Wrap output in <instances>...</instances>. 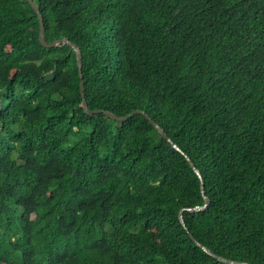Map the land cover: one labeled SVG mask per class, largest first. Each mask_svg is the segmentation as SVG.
I'll list each match as a JSON object with an SVG mask.
<instances>
[{
	"label": "trees",
	"instance_id": "obj_1",
	"mask_svg": "<svg viewBox=\"0 0 264 264\" xmlns=\"http://www.w3.org/2000/svg\"><path fill=\"white\" fill-rule=\"evenodd\" d=\"M0 0V264H264V0Z\"/></svg>",
	"mask_w": 264,
	"mask_h": 264
},
{
	"label": "water",
	"instance_id": "obj_2",
	"mask_svg": "<svg viewBox=\"0 0 264 264\" xmlns=\"http://www.w3.org/2000/svg\"><path fill=\"white\" fill-rule=\"evenodd\" d=\"M27 2L29 3V5L32 7V9L34 10L35 14L38 17L39 20V36H38V41L39 43L45 48V49H52V48H56L59 46H69L73 49V51L75 52V56H76V62H77V67H78V74H79V79H80V94H81V98H82V105H83V109L86 115L92 117L96 114H104L107 115L109 118L118 121V122H124L128 119H130L133 115H142L144 116L149 123L157 130V132L160 134L161 138H163L164 140L168 141L172 147L178 151L179 153H181L186 161L188 162V164L190 165V167L192 168V170L194 171V173L197 175V177L200 180L201 183V193L204 199V204L202 206H197L194 208H188V209H182L179 212V220L181 225L183 226V228L187 231L184 220H183V211H189V212H201L203 210H205L207 208V206L209 205V199L204 195V184H203V179L202 176L200 174V172L196 169V167L194 166L193 162L190 160V158L185 155L165 134L164 130L162 128H160L148 115L142 113L141 111H133L132 113H130L127 116L124 117H118L113 113L107 112V111H103V110H90L86 99H85V92H84V84H83V77H82V55L80 53L79 48L73 44L72 42H70L68 39L63 38V39H57L55 41H53L52 43H48L45 40V30H44V24H43V17L40 13V10L38 8V6L36 5V3L33 0H27ZM190 238L192 239V241H194V243L203 251L205 252L207 255H209L210 257L214 258L215 260H217L220 263L223 264H248L245 262H237V261H233V260H228L225 259L223 257H219L216 256L214 254H212L206 247H204L202 244L198 243L192 236H190Z\"/></svg>",
	"mask_w": 264,
	"mask_h": 264
}]
</instances>
